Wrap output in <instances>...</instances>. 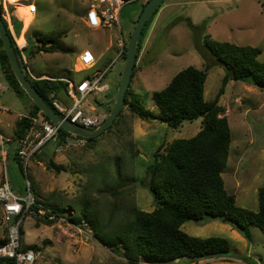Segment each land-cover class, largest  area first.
<instances>
[{
    "label": "rangeland",
    "instance_id": "obj_1",
    "mask_svg": "<svg viewBox=\"0 0 264 264\" xmlns=\"http://www.w3.org/2000/svg\"><path fill=\"white\" fill-rule=\"evenodd\" d=\"M0 1L2 15L8 19L7 13L9 16L14 13L23 24L19 36L13 25L10 28L13 37L23 35L28 40L29 47L24 51L27 71L21 67L29 78L31 74L38 79L63 77L80 84L112 63L104 79V83L109 84V91L99 93L100 100L104 101L109 95L108 104L101 103L95 96L88 97L86 102L88 107L107 118L116 101L126 65L124 55L117 60L115 57L122 49L121 42L124 43V54L142 6L150 0H126L119 29L89 27L88 13L93 0H33L30 3L37 8L34 19L27 8L18 12L20 6L8 0ZM263 3L264 0H165L163 7L166 8L154 27L157 15L151 18L140 37L139 65L135 67L130 83L137 101L159 114L154 92L165 88L177 73L189 66L207 70L204 97L208 101L214 100L223 85L225 70L210 62L211 66H206L196 49V43L200 41L203 46L230 42L259 48L262 54L258 61L264 63ZM188 21L197 28L200 38L195 37L187 26ZM25 27L28 29L23 31ZM122 32L129 33L123 38ZM35 33L61 35L70 50L33 55L32 51L39 45L33 37ZM87 48L95 58L96 53L103 54V58L93 69L79 71L83 59L79 58L74 65V53ZM219 104L223 106V116L228 118L232 132L231 151L223 173L225 187L236 196L239 206L256 211L258 191L264 186V89L246 82H229ZM31 107L26 97L9 88L0 70V132L4 137V145L0 141V179L6 174L12 191L22 197L28 194L29 181L33 198L65 207V216L52 225L28 213L21 224L22 247H35L39 253L36 264H127L123 257L100 243L89 226H75L68 214H73L72 211L79 214L82 204L88 202L105 223L115 228L133 207L153 211V196L141 182L146 179L155 153L174 139L196 135L200 121H186L172 129L157 120L140 119L125 109L111 128L90 145L69 147L62 152H57V141L42 147L43 161L53 158L56 164L63 166L64 170L57 173L48 169L41 159L32 158L27 167L15 159L18 148L14 141L15 124L18 118L28 115ZM134 152H137L135 156L132 155ZM119 173H122V180L132 178L136 182L119 186ZM15 220L20 221L21 217ZM182 229L196 237H225L230 241V252L221 258L199 262L180 259L173 264H264V235L255 226L250 227V240L217 220L187 222ZM6 236L7 224L0 204V240Z\"/></svg>",
    "mask_w": 264,
    "mask_h": 264
},
{
    "label": "trees",
    "instance_id": "obj_2",
    "mask_svg": "<svg viewBox=\"0 0 264 264\" xmlns=\"http://www.w3.org/2000/svg\"><path fill=\"white\" fill-rule=\"evenodd\" d=\"M146 4L142 6L140 14ZM162 6L163 3L155 10L145 26L153 16L158 14ZM262 7L264 9V3ZM0 9L3 14L1 2ZM10 19L19 36L23 27L22 22L14 13H11ZM4 22L8 28V23L5 20ZM187 26L194 32L195 37L200 38L197 28L191 21L187 22ZM8 34L18 54L20 65L27 71L22 54L9 29ZM33 37L39 43L32 51L33 55L39 52L53 53L70 50L61 35L35 33ZM28 47L29 43L23 53ZM141 48L140 38L136 62ZM196 49L206 66H211L210 62L225 70L223 85L214 100L208 101L204 97L207 70L189 66L177 73L165 88L154 92L153 98L157 102L159 114L143 107L129 86L125 96V107L118 115L119 117L127 109L140 119L157 120L172 129L179 128L186 121H200L196 135L190 138L174 139L155 153L154 162L147 169L146 179L141 182L153 196L155 209L145 212L133 207L128 216L115 228L105 223L88 202L82 204L79 214L76 215L74 211H72L73 214H68V219L75 226L81 228L89 226L94 237L109 250L123 257L127 264H173L180 259L199 262L221 258L230 252L231 244L225 237L202 238L184 232L183 225L191 221L205 223L217 220L230 225L248 240L251 238V226L259 228L264 235V186L258 191V210L256 211L239 206L236 196L229 193L225 187L223 173L231 151L232 132L228 118L223 116V106L219 104L229 82L241 81L264 89V63L258 61L262 51L252 46H238L230 42H217L211 45L206 43V46H203L201 41L196 43ZM126 51L127 49L124 51V58H126ZM0 70L9 88L19 96L26 97L32 104L28 115L16 121L14 141L19 143L28 130L31 118L49 119L31 101L18 83L1 39ZM25 75L46 103L56 110L52 104V97L65 99L68 82L63 77L33 79L29 78L27 73ZM66 136L70 134L60 129L58 144L65 141ZM96 139L85 140L90 145ZM40 151L41 149L36 151L32 158L41 159ZM136 154L137 152H134L132 155ZM15 159L20 162L17 151ZM43 162L47 163L48 169L57 173L64 170L63 166L56 164L53 158ZM20 164L24 165L21 162ZM121 174H118L119 186L136 182L132 178L122 180ZM34 201L32 210L37 213L45 209L54 213L57 219L65 216V207L42 202L36 198ZM55 221L46 220L44 223L52 225ZM4 241L6 237L0 240V242ZM23 248L34 249L35 247L27 245Z\"/></svg>",
    "mask_w": 264,
    "mask_h": 264
},
{
    "label": "built area",
    "instance_id": "obj_3",
    "mask_svg": "<svg viewBox=\"0 0 264 264\" xmlns=\"http://www.w3.org/2000/svg\"><path fill=\"white\" fill-rule=\"evenodd\" d=\"M31 1L33 0H15L12 3L9 1V3L27 8L28 14L33 15L34 19L37 14V8L34 4L30 3ZM93 2V7L88 13L89 27L93 29L116 27L119 29L121 12L127 1L93 0ZM7 15L8 19L5 15H2L3 19L8 23V29L13 32V29L10 28L12 27L10 16L8 13ZM14 39L16 40V37H14ZM27 45L28 43L22 47L17 45L22 54L24 63H26V58L23 50ZM121 48L122 49L117 54L115 60L123 55L124 44L121 45ZM79 58L83 59L79 71L93 69L96 65V58L89 50H84ZM109 67L104 71L97 72L92 77L85 78L80 84L66 80L68 82V91L65 94V99L62 100L52 97V104L58 111V114L71 123L82 126L86 129H96L99 127L105 120V117L100 113H96L94 108L88 107L86 102L90 96H95L100 101L101 95H99V93L109 91V84L106 82L104 83ZM31 76L33 79H38L32 74ZM59 130L60 129L50 120L31 118L25 136L18 143L17 157L20 162L27 167L36 151L51 141H57ZM0 141L2 145H4V137L1 135V132ZM86 143L87 142L84 138L70 134V136H66L65 141L59 144L57 152H62L65 148L69 147H81ZM28 189L27 196L22 197L16 195L11 189L6 174L0 179V204L8 230L6 241L0 242V264H36L39 253H37L35 249H24L21 244V224L28 213L39 216L43 221L57 220L56 215L49 210L43 209L38 213L32 210V205L35 201L31 193V185L29 181ZM18 217H21L20 221L15 220Z\"/></svg>",
    "mask_w": 264,
    "mask_h": 264
},
{
    "label": "water",
    "instance_id": "obj_4",
    "mask_svg": "<svg viewBox=\"0 0 264 264\" xmlns=\"http://www.w3.org/2000/svg\"><path fill=\"white\" fill-rule=\"evenodd\" d=\"M165 0H150L146 4L144 10L138 17L135 27L130 35V40L126 51V65L122 75V79L118 88L116 101L108 115L107 118L102 122V124L96 129H86L82 126L76 125L68 121L67 119L61 117L58 112L50 107L46 101L39 95L37 90L32 86L31 82L27 79L21 65L19 62L18 54L12 43V39L8 34V28L4 22L2 12L0 9V39L3 41L4 49L8 56V60L11 69L22 87L26 92L31 101L38 106L40 111L59 129L68 132L69 134L82 137L84 139H92L99 137L104 133L109 127L113 125L116 118L118 117L121 110L125 107V96L127 90L130 86L132 75L134 72V67L136 65V56L138 51V44L140 37L142 35L143 29L153 15L155 10L164 2Z\"/></svg>",
    "mask_w": 264,
    "mask_h": 264
},
{
    "label": "crops",
    "instance_id": "obj_5",
    "mask_svg": "<svg viewBox=\"0 0 264 264\" xmlns=\"http://www.w3.org/2000/svg\"><path fill=\"white\" fill-rule=\"evenodd\" d=\"M163 7V6H162ZM161 7V9L159 10V12H158V14H157V16L155 17V19H154V22H153V27H154V24L158 21V19L160 18V15L162 14V12H163V10L166 8V6H164L163 8ZM26 8H23V7H21L20 9H18V12H21V11H24ZM20 19H22V17H19ZM24 22V21H23ZM29 27V26H28ZM28 27H25L24 29H23V31H26L27 29H28ZM128 33L129 32H125V33H123L122 32V34H123V38L124 37H126L127 35H128ZM120 35V34H119ZM119 35L117 36V38H119ZM116 38V41H115V46L117 45V39ZM25 39V36H23V35H21L20 37H18V38H16V43H17V45L19 46V47H22V46H25V44L27 43V41H26V39ZM26 41V42H25ZM122 44H124L123 42H121V45ZM119 47V46H118ZM87 50H90V49H88L87 48ZM116 50H117V48H116ZM84 51V50H83ZM83 51H79V53H74V60H72V63L74 64V65H76L77 63H78V59H79V57H80V55L82 54V52ZM140 55H141V51H140V53H139V57H138V59H137V62H136V67H138V65H139V58H140ZM117 56V55H116ZM96 60H97V62H96V65L98 64V63H100L101 62V60H102V58H103V54H99V53H96ZM116 58V57H115ZM111 64V63H110ZM110 64L108 63L105 67H104V69L106 70V68H108L109 66H110ZM109 96V95H108ZM108 96L106 95L105 96V101L104 100H100V102L101 103H105V105L106 104H108L107 102H108ZM102 97L100 96V99H101ZM103 101V102H102ZM31 110V109H30Z\"/></svg>",
    "mask_w": 264,
    "mask_h": 264
},
{
    "label": "bare ground",
    "instance_id": "obj_6",
    "mask_svg": "<svg viewBox=\"0 0 264 264\" xmlns=\"http://www.w3.org/2000/svg\"><path fill=\"white\" fill-rule=\"evenodd\" d=\"M10 1V0H9ZM12 3V2H11Z\"/></svg>",
    "mask_w": 264,
    "mask_h": 264
}]
</instances>
